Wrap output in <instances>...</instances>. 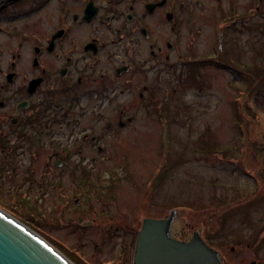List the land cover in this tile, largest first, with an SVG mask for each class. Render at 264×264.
<instances>
[{"label":"rangeland","instance_id":"1","mask_svg":"<svg viewBox=\"0 0 264 264\" xmlns=\"http://www.w3.org/2000/svg\"><path fill=\"white\" fill-rule=\"evenodd\" d=\"M39 1L0 10V78L12 50L31 47L24 32L55 29L59 0ZM219 4L204 5L170 57L142 65L150 57L138 55L122 75L109 61L96 81L67 82L36 120L44 142L28 141L14 180L0 177V207L74 264H132L145 217L169 220L182 242L202 229L227 264H264V0L244 1L236 17ZM121 109L127 126L109 133Z\"/></svg>","mask_w":264,"mask_h":264},{"label":"flooded vegetation","instance_id":"2","mask_svg":"<svg viewBox=\"0 0 264 264\" xmlns=\"http://www.w3.org/2000/svg\"><path fill=\"white\" fill-rule=\"evenodd\" d=\"M53 1L42 0L37 5L43 4L46 7ZM214 1L220 3L221 12L229 11L231 17H236L244 12L238 11L239 5L250 0ZM11 2L14 0H0V10H5ZM210 3L212 0H59L55 29L47 38L38 32H24L23 36L30 39L31 47L24 48L21 42L20 49L12 50L9 69L0 78V177H5L6 181L14 180L19 169L17 155L31 146L28 141H36V147L38 142H44L42 134L34 137L40 130L36 120L44 113L48 114L52 105L58 104L59 93L66 89L67 82L72 80L71 86H78L96 81L98 76L95 72L104 65L112 64L109 61L119 62L114 68V74L122 75L128 72L130 64L133 65L138 55L147 54L150 57L144 60V56V61L140 62L142 65L146 61L160 60L164 54L170 57L168 52L178 49L179 40L184 34L196 29L198 14L202 13L204 5L209 6ZM230 21L234 19L230 18ZM87 26L92 28L88 31ZM87 31V39L81 40ZM105 33H109L111 41L104 38ZM9 34L13 35V32ZM220 35L224 36V33ZM216 40L214 37L212 44L214 46L216 43L217 50L221 47ZM111 43L120 50L115 52L108 48ZM0 49L1 61L4 52L1 43ZM27 56L30 68L29 75L26 74L24 78L21 68ZM22 76L24 80L27 79L21 83L19 79ZM102 76L101 84L110 81L109 75L103 73ZM102 85L106 87V84ZM152 97H156L154 91ZM123 112L118 115L116 122L107 121L105 127L109 133L115 128L127 126L126 112ZM91 133L86 130L82 136L88 139ZM91 139L96 138L92 136ZM39 151L32 150L35 153ZM25 191L28 193L27 189ZM21 196L24 200V194ZM22 207L25 208L23 204ZM0 210L13 215L2 207ZM147 218L142 220L140 230ZM181 232L178 229L174 232L170 226L169 235L172 238L177 239ZM195 235L196 232L189 239L185 238L187 241L184 242L192 241ZM136 244L137 240L135 249ZM220 257L221 262L227 264L228 259ZM135 259L130 258V262L135 264ZM251 263L256 264L257 261L251 260Z\"/></svg>","mask_w":264,"mask_h":264},{"label":"water","instance_id":"3","mask_svg":"<svg viewBox=\"0 0 264 264\" xmlns=\"http://www.w3.org/2000/svg\"><path fill=\"white\" fill-rule=\"evenodd\" d=\"M169 220L147 218L139 235L135 264H222L201 238L192 243L168 235ZM0 264H74L16 217L0 210Z\"/></svg>","mask_w":264,"mask_h":264}]
</instances>
